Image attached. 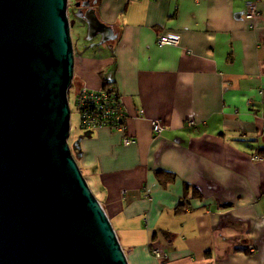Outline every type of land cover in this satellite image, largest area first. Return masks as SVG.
Segmentation results:
<instances>
[{
	"label": "crops",
	"instance_id": "obj_1",
	"mask_svg": "<svg viewBox=\"0 0 264 264\" xmlns=\"http://www.w3.org/2000/svg\"><path fill=\"white\" fill-rule=\"evenodd\" d=\"M246 1L99 0L83 16L74 92L106 76L126 128H80L69 144L129 264H264V0L255 19ZM167 31L180 45L158 44ZM186 184L201 196L179 213Z\"/></svg>",
	"mask_w": 264,
	"mask_h": 264
},
{
	"label": "water",
	"instance_id": "obj_2",
	"mask_svg": "<svg viewBox=\"0 0 264 264\" xmlns=\"http://www.w3.org/2000/svg\"><path fill=\"white\" fill-rule=\"evenodd\" d=\"M68 7L0 0V264H129L69 144Z\"/></svg>",
	"mask_w": 264,
	"mask_h": 264
},
{
	"label": "built area",
	"instance_id": "obj_3",
	"mask_svg": "<svg viewBox=\"0 0 264 264\" xmlns=\"http://www.w3.org/2000/svg\"><path fill=\"white\" fill-rule=\"evenodd\" d=\"M258 15L259 10L257 3L247 0L246 16L255 19ZM157 42L160 45H180L181 39L177 32L167 31L158 36ZM115 94L118 96H115ZM75 99L81 115L82 128L107 126L119 131L125 130L126 113L118 90L115 91L114 94H110L103 88L100 90H91L84 86L75 94ZM186 124L188 126H194L196 122L194 120H189ZM151 125L153 133H160L165 129V126L160 120H152ZM134 141L135 139L130 136H125L123 138L124 144H130ZM151 252L157 258L167 257L164 248L156 244L152 246Z\"/></svg>",
	"mask_w": 264,
	"mask_h": 264
},
{
	"label": "rangeland",
	"instance_id": "obj_4",
	"mask_svg": "<svg viewBox=\"0 0 264 264\" xmlns=\"http://www.w3.org/2000/svg\"><path fill=\"white\" fill-rule=\"evenodd\" d=\"M79 10H81V8H79ZM68 13L71 21V34L73 38L75 53L76 52L78 53L80 52V49H82V46L89 42L88 40L89 31L87 30L86 27H84L85 25L83 26L84 17L81 16L77 11V7L74 4V0H69ZM97 38L95 37L94 39L96 40ZM75 101L76 99H75L74 87H72L69 93V103L71 107V133L73 134V136L74 134H76V132H78L80 128H82L81 115Z\"/></svg>",
	"mask_w": 264,
	"mask_h": 264
},
{
	"label": "trees",
	"instance_id": "obj_5",
	"mask_svg": "<svg viewBox=\"0 0 264 264\" xmlns=\"http://www.w3.org/2000/svg\"><path fill=\"white\" fill-rule=\"evenodd\" d=\"M103 80H104L103 89L110 94H114V92L117 91L114 82L110 81L106 76H103ZM74 86H75V79H73V82L69 89V93H70L71 88ZM116 95L117 94H115V96ZM157 175L163 185H167L168 183H171L175 180V175L173 173L166 172L163 170L158 171ZM193 196H201V195L195 187L189 184H186L184 195L179 201L178 205L176 206V211L179 213L184 212L190 205L189 199L192 198Z\"/></svg>",
	"mask_w": 264,
	"mask_h": 264
},
{
	"label": "flooded vegetation",
	"instance_id": "obj_6",
	"mask_svg": "<svg viewBox=\"0 0 264 264\" xmlns=\"http://www.w3.org/2000/svg\"><path fill=\"white\" fill-rule=\"evenodd\" d=\"M77 1L78 0H74L75 6ZM80 2V6H76L77 11L81 16H87V13L89 12L88 10L92 7H96L99 3V0H81ZM79 8H81V10H79Z\"/></svg>",
	"mask_w": 264,
	"mask_h": 264
},
{
	"label": "bare ground",
	"instance_id": "obj_7",
	"mask_svg": "<svg viewBox=\"0 0 264 264\" xmlns=\"http://www.w3.org/2000/svg\"><path fill=\"white\" fill-rule=\"evenodd\" d=\"M259 156V155H258Z\"/></svg>",
	"mask_w": 264,
	"mask_h": 264
}]
</instances>
